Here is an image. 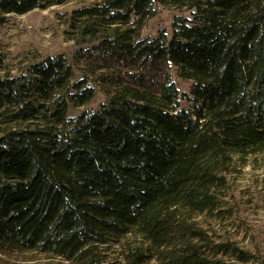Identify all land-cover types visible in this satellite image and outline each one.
<instances>
[{"label":"trees","instance_id":"obj_1","mask_svg":"<svg viewBox=\"0 0 264 264\" xmlns=\"http://www.w3.org/2000/svg\"><path fill=\"white\" fill-rule=\"evenodd\" d=\"M71 1L69 56L0 75V264L259 260L224 222L264 160V0H0V25ZM156 3L192 17L140 38ZM96 86L108 102L70 116Z\"/></svg>","mask_w":264,"mask_h":264},{"label":"rangeland","instance_id":"obj_2","mask_svg":"<svg viewBox=\"0 0 264 264\" xmlns=\"http://www.w3.org/2000/svg\"><path fill=\"white\" fill-rule=\"evenodd\" d=\"M74 2L51 5L44 9L36 7L20 15L8 14L7 21L0 25V75L16 73L22 65L36 62L46 56L57 53H66L69 56L74 45L72 40L66 38V25L59 14L76 7L77 2ZM176 17L190 20L191 9L156 3V12L143 22L139 37H155L163 30L169 39ZM170 70L172 79L180 91L188 93L189 81L180 77L175 67L172 66ZM74 73V77L78 78L80 73ZM107 102L108 97L96 86L94 97L88 104L70 107L68 113L70 116H76L85 109L94 110ZM180 105L189 108L192 101L181 99ZM234 181L233 195L239 201V212L235 218L227 219L224 227L232 237L242 240L243 243L249 239L246 235L248 232L257 231L261 258L241 264H264L260 262H264V160L244 166Z\"/></svg>","mask_w":264,"mask_h":264}]
</instances>
